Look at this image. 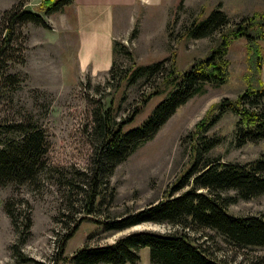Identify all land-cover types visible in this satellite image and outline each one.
<instances>
[{
	"label": "rangeland",
	"instance_id": "rangeland-1",
	"mask_svg": "<svg viewBox=\"0 0 264 264\" xmlns=\"http://www.w3.org/2000/svg\"><path fill=\"white\" fill-rule=\"evenodd\" d=\"M41 2L0 0V138H5L3 126L32 117L41 125L48 145V167L35 184L0 187V264H70L62 258H69L84 245L112 244L134 231H180V227L168 224L143 223L121 232H108L91 220L119 219L164 198L188 167L192 145L188 136L195 124L211 106L224 98L233 101L247 89L250 63L246 40L230 42L226 84L206 83L200 95L179 107L151 140L115 167L101 190L99 205L86 214L84 186L93 154V115L110 108L117 112L116 119L122 120L141 105L145 96L160 88L162 73L132 80L130 74L136 68L158 62L168 68L171 59L177 71L183 72L204 58L218 33L201 39L182 38L183 29L194 20L205 19L220 9L228 24L234 25L263 12L264 0H164L156 9L140 11L127 34L114 40L111 65L103 73H94V68L84 66L79 58L80 41L70 5L45 14L38 9ZM14 7L38 15L42 24L23 23L8 37L2 16ZM261 45L260 78L264 84V42ZM113 62L112 80L108 72ZM170 90L163 87V92L143 105L124 130L140 127ZM236 124L237 115L227 112L204 134L207 139L218 140L204 158L243 164L264 153V140L238 146ZM7 202L11 204L13 223L6 213ZM227 210L238 217L261 215L264 195L239 200ZM84 217L89 219L81 220ZM27 219L29 231L25 228ZM77 221L78 228L65 243L62 260L57 261L58 240ZM185 231L200 237L195 243L207 247L217 261L264 264V248L232 246L208 229ZM138 254L137 264H150L147 248Z\"/></svg>",
	"mask_w": 264,
	"mask_h": 264
},
{
	"label": "trees",
	"instance_id": "trees-1",
	"mask_svg": "<svg viewBox=\"0 0 264 264\" xmlns=\"http://www.w3.org/2000/svg\"><path fill=\"white\" fill-rule=\"evenodd\" d=\"M72 2L42 0L38 9L45 14H52ZM28 22L42 24L38 15L26 10H15V7L2 16V25L8 37L17 26ZM228 23L227 16L220 9L213 10L205 19L194 20L188 28L183 29L182 38L201 39L218 33L214 46L204 58L194 61L183 72L177 71L171 59L168 68H163L161 62L136 68L130 74L132 80L146 74L154 76L162 73V81L158 84L160 88L145 96L141 105L122 120L118 121L117 112L113 113L110 108L104 112L99 110L93 115V154L84 186L87 193L86 214H91L95 205H99L101 190L107 186L115 167L151 140L179 107L200 95L206 83L214 86L226 84L230 65L226 55L230 42L234 39L246 40L250 63L247 89L233 101L224 98L211 106L195 124L188 136L192 142L188 167L164 198L119 219H105L102 222L91 220L108 232H121L143 223L168 224L181 230L165 234L134 231L112 244L84 245L69 258L62 259L70 264H137L140 261L139 250L147 248L150 264H228L227 260L213 259L207 247L195 243L200 237L188 235L187 229L195 232L211 230L230 245L239 248H264V212L257 216L238 217L227 210L239 200L264 195V153L243 164L204 158V154L218 144V140L207 139L204 134L227 112L237 115L238 146L264 140V84L260 78L263 67L261 43L264 42V11L243 18L234 25ZM113 66L114 62L108 72L112 80ZM163 87H170L171 90L144 123L125 131L124 128L132 123L141 107L155 95H160ZM38 124L32 117H25L24 121L3 126L5 138H0V187L35 184L48 167L47 140ZM228 192L234 194L229 195ZM10 205L7 202L5 209L13 223ZM85 219L89 218H81ZM26 221L25 228L29 231L30 220ZM78 225L79 221L58 240L57 261L62 260L65 243L73 236Z\"/></svg>",
	"mask_w": 264,
	"mask_h": 264
},
{
	"label": "crops",
	"instance_id": "crops-1",
	"mask_svg": "<svg viewBox=\"0 0 264 264\" xmlns=\"http://www.w3.org/2000/svg\"><path fill=\"white\" fill-rule=\"evenodd\" d=\"M164 0H73L70 5L80 41L79 58L94 73L111 65L113 42L125 36L140 11L160 7Z\"/></svg>",
	"mask_w": 264,
	"mask_h": 264
}]
</instances>
